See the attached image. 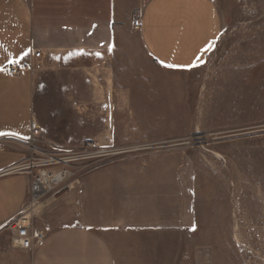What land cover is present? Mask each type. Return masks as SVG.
<instances>
[{"label": "rangeland", "instance_id": "obj_1", "mask_svg": "<svg viewBox=\"0 0 264 264\" xmlns=\"http://www.w3.org/2000/svg\"><path fill=\"white\" fill-rule=\"evenodd\" d=\"M215 1L220 43L192 70L142 53L39 70L41 135L27 157L76 156L41 202L106 199L147 245L140 262L264 264V0Z\"/></svg>", "mask_w": 264, "mask_h": 264}, {"label": "crops", "instance_id": "obj_2", "mask_svg": "<svg viewBox=\"0 0 264 264\" xmlns=\"http://www.w3.org/2000/svg\"><path fill=\"white\" fill-rule=\"evenodd\" d=\"M222 31L215 0H0V171L27 157L32 122L41 135L42 66L91 53L115 64L118 56L142 53L165 70L188 71L214 52ZM10 64L19 75L5 72ZM29 179L0 175V264H152L140 262L149 251L136 227L121 230L101 198L43 200L31 221L41 241L15 247L5 225L25 205Z\"/></svg>", "mask_w": 264, "mask_h": 264}, {"label": "built area", "instance_id": "obj_3", "mask_svg": "<svg viewBox=\"0 0 264 264\" xmlns=\"http://www.w3.org/2000/svg\"><path fill=\"white\" fill-rule=\"evenodd\" d=\"M139 25L140 20L136 18L133 21V26L137 28ZM33 56L35 61L40 60L43 57L42 50H36ZM21 70L20 67L10 64L6 67L5 72L8 75H19ZM30 130V141L40 136L39 127L35 122L31 123ZM75 159L76 156L70 154L46 157L31 155L0 171V175L27 173L30 176L25 205L19 214L5 225V229L12 233V243L15 247L29 249L41 241L42 234L32 228V218L36 215L42 197L70 176L68 164Z\"/></svg>", "mask_w": 264, "mask_h": 264}, {"label": "bare ground", "instance_id": "obj_4", "mask_svg": "<svg viewBox=\"0 0 264 264\" xmlns=\"http://www.w3.org/2000/svg\"><path fill=\"white\" fill-rule=\"evenodd\" d=\"M43 205H44V204H43ZM40 206H41V203H40L39 207H40ZM39 207H38V208H39Z\"/></svg>", "mask_w": 264, "mask_h": 264}, {"label": "snow or ice", "instance_id": "obj_5", "mask_svg": "<svg viewBox=\"0 0 264 264\" xmlns=\"http://www.w3.org/2000/svg\"><path fill=\"white\" fill-rule=\"evenodd\" d=\"M3 133H0V135H2Z\"/></svg>", "mask_w": 264, "mask_h": 264}]
</instances>
